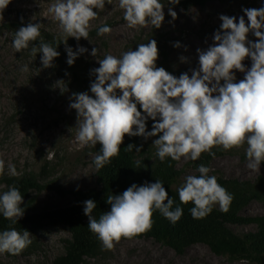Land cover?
Segmentation results:
<instances>
[{
  "label": "clouds",
  "instance_id": "1",
  "mask_svg": "<svg viewBox=\"0 0 264 264\" xmlns=\"http://www.w3.org/2000/svg\"><path fill=\"white\" fill-rule=\"evenodd\" d=\"M106 2L111 4V0H55L49 8L67 35L64 44L69 66L88 49L78 46L73 51L67 46L68 38L89 40L91 22ZM179 2L170 0V5ZM10 3L11 0H0V14ZM119 8L130 28L151 24L159 29L165 20L161 0H119ZM242 12L238 22L235 16H219L222 23L214 33V43L206 50L197 49L199 66L190 70L191 75L185 72L176 77L157 67L159 50L155 39L138 44L136 50L125 51L119 57L107 54L98 60L100 66L90 71L95 77L90 83L91 94L72 93L69 105L76 111V141L81 146L101 145L100 154L94 158L97 169L119 154L127 135L145 140L158 137L153 144L162 162L166 157L196 161L202 153L214 155L215 147L227 151L246 145L247 168L260 171L264 162V7L243 8ZM168 14L173 19L177 16L172 7H168ZM40 28L39 23L21 26L12 46L21 52L31 45L33 55L37 51L43 53L44 68L54 67L53 61L60 53L57 47L39 39ZM111 32L104 25L97 34ZM249 34L257 39L250 40ZM173 46L179 48L181 44L176 42ZM97 52L94 47L91 55L96 57ZM246 59L251 60V67H246ZM180 60L187 62L184 56ZM27 70L25 65L23 71ZM237 72L244 74L243 79L237 80ZM149 118L154 121L151 131L147 130ZM142 147L129 144L127 150L135 148L140 152ZM4 171L5 162L0 159V175ZM197 171L199 176L188 175L177 189L181 204L194 205L190 209L194 219L207 217L216 205L228 212L233 194L218 183L216 176L209 175V167L200 164ZM8 172L18 174L12 164L8 165ZM106 202L110 211L98 219L93 215L97 207L94 200L84 201L83 211L88 217V228L107 250H112L122 238L131 239L149 231L157 210L172 224L183 216V208H173L174 200L159 180L133 183L121 194L107 196ZM22 204L23 196L16 187L0 194V214L13 224L24 216ZM30 235L27 230L21 233L15 228L0 232V253L20 254L32 243Z\"/></svg>",
  "mask_w": 264,
  "mask_h": 264
},
{
  "label": "rangeland",
  "instance_id": "2",
  "mask_svg": "<svg viewBox=\"0 0 264 264\" xmlns=\"http://www.w3.org/2000/svg\"><path fill=\"white\" fill-rule=\"evenodd\" d=\"M55 0H11L0 14V159L5 162L4 174L0 175V194L11 188L2 179L11 177L8 165L16 168L17 175L34 173L43 190L32 191L36 197L33 209L25 211L24 216L44 210L69 206L74 203L71 194L60 193L56 186L64 190L91 189L98 187V169L94 158L95 146H81L75 139L77 135L76 111L70 108L72 93L89 91L95 79L90 75L93 68L99 67L98 60L105 55L121 54L130 49L136 50L138 44L151 39L166 43L170 52L172 67L177 77L199 66L197 49L206 50L214 43V33L219 30L221 14L237 17L244 15L243 8L264 7V0H211L205 6L182 7L170 5V0H161L164 5L165 20L159 29L149 24L147 27L130 28L123 19L119 0L105 3L103 10H97L98 17L91 22V30L107 25L110 34L91 35L89 40L80 39L72 48L78 46L88 49L79 55L78 61L86 68L81 81L73 78L67 63L54 59V67L44 68L41 62L43 53L33 55L31 45L28 49L16 52L12 41L16 30L4 26L11 18L41 24V28L56 34L66 35L49 8ZM168 7L177 13L175 19L168 14ZM23 18V20H21ZM247 21V17L245 16ZM162 36V38H161ZM250 40L257 38L249 34ZM179 42L181 47L173 45ZM97 48L96 57L91 55ZM187 58L181 62L180 57ZM251 67V60L244 61ZM27 71H23L24 66ZM237 80L244 74L237 72ZM119 94V91H118ZM127 136V135H125ZM151 153L156 155L154 139L148 138ZM233 148L226 154L211 161L209 175H223L240 180H256L264 172V162L260 171L247 168L245 148ZM181 170L180 184L188 175L199 176L195 161L181 158L177 164ZM16 176V175H15ZM27 198L23 199V202ZM215 207L219 208V205ZM244 216L264 215V201L255 200L246 206ZM238 234L257 230L255 223L231 225ZM32 243L18 255L0 253V264H53L54 260L66 251V241L71 232L64 224L41 226L28 230ZM23 233V231H20ZM84 264H253L247 260L232 261L227 256L215 254L206 244H195L184 254L154 239L120 240L112 250L104 251L96 257L86 258Z\"/></svg>",
  "mask_w": 264,
  "mask_h": 264
},
{
  "label": "trees",
  "instance_id": "3",
  "mask_svg": "<svg viewBox=\"0 0 264 264\" xmlns=\"http://www.w3.org/2000/svg\"><path fill=\"white\" fill-rule=\"evenodd\" d=\"M209 1L211 0H180L177 5L182 7L205 6ZM29 23V21L11 18L4 26L18 30L21 26H27ZM2 27L3 25H0V29ZM98 29L91 30L89 36L98 35ZM40 31L39 39L57 47L60 60L67 63L68 57L64 44L67 35L48 32L42 28ZM77 42L74 37H69L67 46L74 48ZM36 43L38 45L39 40ZM158 50L157 67H163L177 77L172 67L168 47L162 40H159ZM66 69L77 81H81L86 72V68L80 65L78 58L73 65L67 64ZM138 110L142 111L139 105ZM153 123L154 121L150 118L147 120L148 131L152 130ZM129 144L143 145V147L140 152H137L135 148L129 151L127 150ZM150 145L149 140H145L143 137L125 136L119 154L111 158V163L98 169V187L64 190L56 186L60 193L71 194L74 197V203L25 215L15 224L0 214V232L11 228H15L19 232L28 231L32 227L41 226L43 222L50 225L64 224L71 232V239L66 241L65 253L57 257L53 264H84L86 258L101 255L104 248L97 235L92 233L87 226L88 217L84 215L83 202L89 199L96 202L97 207L94 209L93 215L98 219L104 212L110 211V205L106 202L107 196L119 195L133 183L142 185L145 182L154 183L159 180L164 184L169 197L174 200L173 208L176 206L183 208V216L178 222L172 224L157 210L152 217L154 221L152 228L131 239L151 238L171 247L178 254H184L192 245L201 243L206 244L215 254L227 256L232 261L247 260L253 264H264V215L244 216L242 214L243 209L252 201H264V172L254 181L227 178L223 175L217 176L218 183L234 196L229 211L225 213L220 208L214 207L207 217L194 219L190 213V209L194 205L192 203L181 204L179 200L177 189L181 186V170L177 167L178 161L166 157L162 162L157 155L151 153ZM100 148L101 145L97 143L95 146L97 155L100 154ZM212 152L214 155H210L208 152L202 153L201 157L195 161V166L199 167L200 164H203L209 167L212 160L226 154V150H223L222 147H215ZM2 180L10 187L19 189L23 199L27 198V201L22 204L25 211L34 208L36 197H32V191H41L44 188V185L39 184L34 173L5 177ZM251 223L257 225V230L245 234H238L231 227L235 224ZM131 239L122 238L121 240Z\"/></svg>",
  "mask_w": 264,
  "mask_h": 264
}]
</instances>
